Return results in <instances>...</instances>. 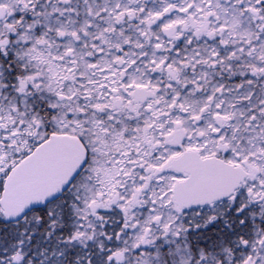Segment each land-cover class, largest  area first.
I'll return each mask as SVG.
<instances>
[{
  "label": "snow or ice",
  "instance_id": "snow-or-ice-1",
  "mask_svg": "<svg viewBox=\"0 0 264 264\" xmlns=\"http://www.w3.org/2000/svg\"><path fill=\"white\" fill-rule=\"evenodd\" d=\"M0 264H264V0H0Z\"/></svg>",
  "mask_w": 264,
  "mask_h": 264
}]
</instances>
